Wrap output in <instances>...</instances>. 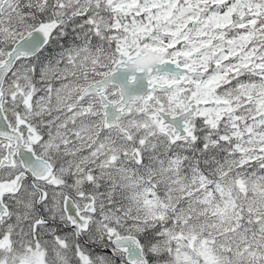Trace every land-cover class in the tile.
I'll list each match as a JSON object with an SVG mask.
<instances>
[{
  "label": "snow or ice",
  "instance_id": "6c2138e0",
  "mask_svg": "<svg viewBox=\"0 0 264 264\" xmlns=\"http://www.w3.org/2000/svg\"><path fill=\"white\" fill-rule=\"evenodd\" d=\"M0 264H264V0H0Z\"/></svg>",
  "mask_w": 264,
  "mask_h": 264
}]
</instances>
